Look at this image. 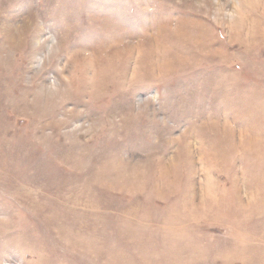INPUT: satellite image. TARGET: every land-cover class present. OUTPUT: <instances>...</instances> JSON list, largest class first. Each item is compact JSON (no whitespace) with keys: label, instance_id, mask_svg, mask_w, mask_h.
I'll list each match as a JSON object with an SVG mask.
<instances>
[{"label":"rangeland","instance_id":"374dc122","mask_svg":"<svg viewBox=\"0 0 264 264\" xmlns=\"http://www.w3.org/2000/svg\"><path fill=\"white\" fill-rule=\"evenodd\" d=\"M0 264H264V0H0Z\"/></svg>","mask_w":264,"mask_h":264},{"label":"bare ground","instance_id":"6f19581e","mask_svg":"<svg viewBox=\"0 0 264 264\" xmlns=\"http://www.w3.org/2000/svg\"><path fill=\"white\" fill-rule=\"evenodd\" d=\"M111 27V26H110ZM113 27V26H112ZM166 173V172H165ZM163 174V173H162ZM161 176V175H160Z\"/></svg>","mask_w":264,"mask_h":264}]
</instances>
